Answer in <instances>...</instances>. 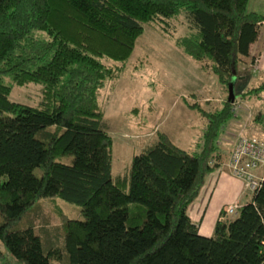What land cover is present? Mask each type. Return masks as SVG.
<instances>
[{
  "label": "trees",
  "instance_id": "trees-1",
  "mask_svg": "<svg viewBox=\"0 0 264 264\" xmlns=\"http://www.w3.org/2000/svg\"><path fill=\"white\" fill-rule=\"evenodd\" d=\"M156 19L183 23L174 43L226 94L208 110L186 102L205 119L190 149L155 130L112 178L97 95L123 64L101 58L124 62L143 23ZM263 19L247 0H0V242L12 257L54 264L63 251L68 264H264V179L234 213L219 209L210 235L186 213L215 165L209 159L236 100L227 85ZM3 74L40 84L38 104L9 99ZM67 154L69 162L56 159ZM48 196L80 206V217L57 209L61 247H44L31 223L18 225Z\"/></svg>",
  "mask_w": 264,
  "mask_h": 264
},
{
  "label": "rangeland",
  "instance_id": "rangeland-1",
  "mask_svg": "<svg viewBox=\"0 0 264 264\" xmlns=\"http://www.w3.org/2000/svg\"><path fill=\"white\" fill-rule=\"evenodd\" d=\"M185 31L180 20H168V23L152 20L143 23L124 62L101 58L109 65L123 64L118 76L106 80L97 95L98 104L103 109L102 121L111 136L112 178L127 172L132 154L140 151L139 146L154 140L155 130L168 132L173 143L190 149L200 137L205 119L186 102L196 101L201 109L208 110L217 106L226 94L224 86L210 69H202L174 43V39ZM2 81L11 85L9 99L38 104L40 84L18 85L12 83L9 74H3ZM257 93L256 102L264 104V89L259 88ZM70 158L68 154L56 157L63 162H69ZM39 171L35 168V173ZM58 208L68 217H80L78 204L58 196L40 197L18 225L31 223L44 247H61ZM0 249L8 264H19L1 242ZM51 260L54 264H68L63 251L59 260Z\"/></svg>",
  "mask_w": 264,
  "mask_h": 264
},
{
  "label": "crops",
  "instance_id": "crops-1",
  "mask_svg": "<svg viewBox=\"0 0 264 264\" xmlns=\"http://www.w3.org/2000/svg\"><path fill=\"white\" fill-rule=\"evenodd\" d=\"M247 8L264 15V11L261 12V9L264 10V0H247ZM261 84H264V19L259 24L256 38L249 44L247 54L241 56L235 70L233 93L239 104L219 133L217 155L213 158L215 165L206 174L198 193L186 208L188 217L197 224V231L202 235L211 233L221 207L227 204L238 206L250 199L243 182L227 173L223 162L237 134L264 137V104L256 102L257 87ZM165 133L168 135V132ZM139 147L141 149L143 146Z\"/></svg>",
  "mask_w": 264,
  "mask_h": 264
},
{
  "label": "built area",
  "instance_id": "built-area-1",
  "mask_svg": "<svg viewBox=\"0 0 264 264\" xmlns=\"http://www.w3.org/2000/svg\"><path fill=\"white\" fill-rule=\"evenodd\" d=\"M238 104L237 100L232 102V114H235ZM209 162L213 163L214 159L210 158ZM223 164L225 171L239 178L245 190L251 193L264 179V137L237 134ZM236 206L227 204L224 209L231 214Z\"/></svg>",
  "mask_w": 264,
  "mask_h": 264
},
{
  "label": "water",
  "instance_id": "water-1",
  "mask_svg": "<svg viewBox=\"0 0 264 264\" xmlns=\"http://www.w3.org/2000/svg\"><path fill=\"white\" fill-rule=\"evenodd\" d=\"M233 81H234V75L232 76L231 80L229 81L227 85V97L230 98L231 101L233 100V95H232Z\"/></svg>",
  "mask_w": 264,
  "mask_h": 264
}]
</instances>
